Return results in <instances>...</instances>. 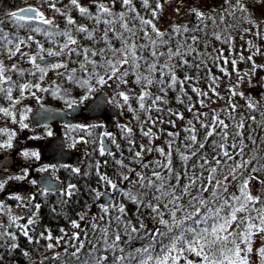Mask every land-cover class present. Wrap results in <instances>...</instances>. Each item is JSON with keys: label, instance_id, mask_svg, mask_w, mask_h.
I'll return each instance as SVG.
<instances>
[{"label": "snow or ice", "instance_id": "1", "mask_svg": "<svg viewBox=\"0 0 264 264\" xmlns=\"http://www.w3.org/2000/svg\"><path fill=\"white\" fill-rule=\"evenodd\" d=\"M168 2L41 0L39 8H20L0 20V100L9 104L0 106L4 117L17 122L12 110L29 96L44 108L37 93L64 99L74 111L108 87L113 92L108 102L132 113L135 121L118 125L123 147L113 133H101L99 155L111 162L97 161L84 173L71 168L77 176L96 177V186L89 184L84 191L93 204L100 202L99 213L89 215L92 205L85 203L77 218L64 214V206L78 199L81 189L75 183L61 189L47 178L37 194L9 197L24 214L14 213L0 199V264L18 250L30 264H36L31 252L39 254V264H197L194 258L198 264H264V190L252 194L253 181L264 188V105L241 90L264 71L256 59L264 57V44L255 42L264 41V19L254 16L256 0H223L208 11L193 6L188 9L194 16L190 25L161 31L157 23ZM186 3L179 0L177 14ZM234 33L244 41L240 49ZM50 71L85 94L77 101L66 99L68 88L55 81L42 87ZM217 101L223 105L213 108ZM31 111L24 107L22 128L28 127L24 120ZM66 127L92 136L90 129L103 125ZM0 134L8 136L0 149L12 148L15 133L0 129ZM22 155L40 159L36 151ZM38 171L49 172L50 166ZM27 176L25 170L22 176L0 180V192L9 181ZM55 192L61 207L51 212L63 215L68 225L59 227L58 235L42 224V204L36 202L38 195ZM102 197L109 199L101 202ZM125 201L135 206L136 223ZM145 216L164 230L149 228ZM21 238L31 250L22 248ZM137 242L140 247H134Z\"/></svg>", "mask_w": 264, "mask_h": 264}, {"label": "trees", "instance_id": "2", "mask_svg": "<svg viewBox=\"0 0 264 264\" xmlns=\"http://www.w3.org/2000/svg\"><path fill=\"white\" fill-rule=\"evenodd\" d=\"M41 5V0H0V20H7V13L11 12L15 9L21 8V7H25V6H36V7H40ZM214 6H218V5H214ZM216 7H206L204 11H208L209 9L212 8H216ZM46 11V14H50V12L47 10L46 6L43 9ZM237 15H239V13H237ZM194 20V16H192L191 14H187V17L181 21V22H175L172 23L166 27H164L161 31H165V30H169L170 26L173 24H191V22ZM57 23H60L61 26H63L62 24V20L60 18L57 19ZM247 25H242V27H245ZM6 30H10L11 26L10 25H5ZM21 34L23 35V32H21ZM234 35H236L238 37V33H234ZM37 39H41L43 40V37L38 36ZM216 46L220 47L221 45L216 42ZM45 47H48V44H45ZM226 55L228 54L227 52L225 53ZM24 67H31L30 65H22ZM62 71V70H61ZM213 71H215V69H213ZM219 74V73H217ZM182 75V74H181ZM27 80H33L32 77H26ZM56 83L60 84L62 88H68V93L69 95L66 96V99H76L77 101H79V99L85 94V90L81 89L77 86H72L69 87L68 83L66 80H62L58 75L56 76V79L53 80ZM35 82V81H34ZM51 83L49 84H44L42 85V87H48L50 86ZM130 87H135L134 85H129ZM225 85L222 84V88ZM242 90V89H241ZM138 91V89H137ZM247 95L252 96L255 100L259 101L261 105H264V102L262 101V99L260 97H255V94H253L252 91H244ZM222 95H225V93L222 91L221 92ZM14 95H18V93H14ZM27 95V93H26ZM38 96L43 97V104H48V105H53V106H58V107H64L66 108L67 105L64 102V99H57L53 96H51L49 93H37ZM112 98V97H111ZM237 99L239 100V98L237 97ZM35 100V99H34ZM36 101V100H35ZM37 102V101H36ZM220 102V104L215 105L213 104L212 107L213 108H219L220 106L223 105V101H218ZM174 100H173V104H174ZM240 104H244L243 100H239ZM8 102L5 100H0V106H8ZM114 105V104H112ZM115 106V105H114ZM117 107V106H116ZM120 110V113L122 115V120L118 123H116L112 133L116 136L117 141L121 143L122 147L124 146V141L121 139V134H120V129L118 127L119 124H128L129 121H131L133 124H135V121L132 120V113L128 112L126 109L122 110L121 108L117 107ZM264 110V109H262ZM186 116L190 115L188 113H185ZM255 115L257 116V119H260V112L257 111L255 113ZM96 125H102L101 122L96 121ZM90 131L92 132V136H88L87 133L81 131V130H74V131H70L69 135L70 136H74V139L77 138H83V140H93L95 139L97 142L96 143H84L83 140V147H84V154H83V158H82V163L80 166L81 172H88L89 171V165L92 164L94 165L97 161L103 162L104 159H108L111 162V157H101L99 155V140L101 139V133L107 131V129L105 128V126L103 125V127H96V128H92L90 129ZM261 135H264V133H261ZM73 139V140H74ZM139 139V137H138ZM109 144L112 147V150H115V146L111 144V142L108 140ZM140 142H143L142 140ZM264 146V145H262ZM95 149V151H94ZM90 154V155H89ZM104 171L109 172V174L113 173V168L112 167H106L103 169ZM59 178L62 179L64 186H66L68 183H75L77 184L78 188L81 189V193L79 194V198L77 199L76 197L73 198V200L71 202H69L68 205L64 206L63 211L64 214H66L69 217L72 218H77L75 216V213L77 212H81L84 210V205L85 203L87 204H91L92 200L90 199V197L88 196V194L86 193V191H84L86 189V187L91 184L93 187L96 186L95 184V179L96 177L94 176V174L92 175H88V176H77L76 174L71 172V169H69L67 171V173H59L58 174ZM114 179H117V177L113 176ZM261 179H264V175H261L260 177ZM253 183H256L255 181H253ZM256 193L255 195H260L261 191L264 190V188H262L261 185L256 184ZM128 187H132L131 185H129ZM135 190V189H133ZM252 194L254 195L253 191ZM60 199L59 197V192H55L54 194H50L47 197H43V196H37V201L42 204V209H41V215H42V224L46 225L47 227L51 228L54 232V234L58 235V229L59 227H65L67 228V222L64 219L63 215H56L55 213L51 212V208L52 207H56L57 211L60 210V205L58 204V200ZM117 200H123V197L118 196L116 198ZM125 203H127V210H128V215L129 217H131L133 219V222L136 223V217L134 215L135 213V206L131 203H128L125 201ZM10 204H12V202H10ZM99 208H97L96 211H92L89 213V215H92L93 213H99ZM145 223L149 226V228H156V227H160L161 230L163 231L164 229L162 228V226H159L157 224H155L148 216H145ZM46 243L45 241L41 242ZM21 246L24 250H31L32 249V245H28L27 241L24 240L23 238H21ZM141 244L140 243H136L134 245V247H140ZM57 251H62V249H57ZM71 251V249H70ZM32 255L33 260L36 262V264H39V260H40V256L38 253L35 252H31L30 253ZM50 255V254H49ZM65 260H68L69 258L67 256H64ZM197 260V264L199 262V258H194ZM253 261L256 260L255 255H253L252 257ZM3 264H30V262L28 261V259L26 257H24L22 255V253L18 250L14 253H10L7 255L6 259L4 260ZM46 264H49V262H46ZM72 264H78V262L76 261H72Z\"/></svg>", "mask_w": 264, "mask_h": 264}, {"label": "flooded vegetation", "instance_id": "3", "mask_svg": "<svg viewBox=\"0 0 264 264\" xmlns=\"http://www.w3.org/2000/svg\"><path fill=\"white\" fill-rule=\"evenodd\" d=\"M260 0H256V4H258ZM251 2V0H250ZM223 3L220 2L219 4ZM24 102L29 101V99H25L23 100ZM86 102V101H85ZM29 104H31L32 108L36 107L37 105H39L35 100H31L29 101ZM9 106V105H8ZM6 106V107H8ZM30 107V105H29ZM2 115V114H0ZM100 120L99 118L96 117H88L87 115H82L76 118L72 119V122L70 124H65V123H61L59 121L52 123L51 125H34L31 121V117H29V130H24L21 131V133H19L17 136H15V138L13 139L12 142V148L9 149H3L6 151V154H2L0 156V180L2 179H6L8 176H22L24 175L25 170L30 172V165L28 164V160L30 161V163L32 162V158H25L24 159H20V155L22 153V150L24 148V144L28 141L27 139H29L33 134L32 137H34L35 135H43L41 139H39L38 141H34V140H30L32 146L30 148L31 151H34V149L36 151L39 152L40 154V161L39 163H42V167L44 166H50V171L46 172V173H41L40 171H37V173H34L33 176L34 180L37 181L35 190L33 193H30L32 196L33 194H37L40 190V186L38 185V178L43 176L44 174H48V176H51L52 179L57 180L60 183V187L59 188H64V184L62 179L59 178L58 174L59 173H67V171L73 167H78L80 168L81 163H82V158H83V144H82V140L81 138H77L74 139V136H70L69 133L70 131H74L71 128L66 127V125H72L73 127L75 125H96V121ZM8 130H12V129H7ZM48 130L51 132L52 131V135L48 136ZM113 129H111L112 131ZM108 131V132H111ZM58 134H61L62 137L65 140V151H68L70 153V157L66 162L63 163H52L50 161V156H45L44 155V148L46 145L50 144L57 136ZM0 143H4L8 140V136L6 134H1L0 135ZM74 139V140H73ZM111 146V145H110ZM112 149V147H111ZM65 165L67 167H65ZM10 166V167H9ZM30 175V174H29ZM16 181L15 180H11L9 181L8 185H6V189L3 192L4 195L1 196V198L4 200L7 196H9L10 194H13L12 192L14 191V188H18L19 186L16 185ZM129 186V185H128ZM13 189V190H12ZM12 190V191H11ZM16 191V190H15ZM16 194V192H14ZM28 197V196H27ZM118 197V196H117ZM12 207L15 211L19 212V214H24V211L22 209H18L16 206V203L14 201H12ZM93 208V207H92ZM16 212V213H17ZM18 214V213H17Z\"/></svg>", "mask_w": 264, "mask_h": 264}, {"label": "rangeland", "instance_id": "4", "mask_svg": "<svg viewBox=\"0 0 264 264\" xmlns=\"http://www.w3.org/2000/svg\"><path fill=\"white\" fill-rule=\"evenodd\" d=\"M161 2L163 3V0H161ZM220 2H222V0H187V3L182 8L181 13L177 14L175 9L178 6L179 0H169V2L167 4H164V12L161 15L160 20L158 21L157 26L160 28V30H162L164 27H166L172 23L183 21L186 18V15L188 13V9L193 7V6L198 7L204 11L207 6L209 8L210 7H216L214 5H218V3H220ZM85 3H87V0H85ZM254 16L257 19H264V6H261L260 1L258 2L257 7L254 9ZM262 27H264V25H262ZM245 39L252 40L253 37L250 35H246ZM255 42L258 44H264V41H255ZM243 44H244V41L239 40L237 37V39L235 41V47L237 49H240V46ZM247 54H248L247 52L244 53L245 56ZM233 58H235V56ZM256 59H257L258 63H264V57H257ZM9 63H11V62L9 61ZM239 67L243 68L244 65L240 64ZM113 86H115V85H113ZM263 87H264V71H258L256 76L253 77V84L252 85H250V86L249 85H241L242 91H249V92L252 91L253 94H255L254 93L255 91H258L259 89H261ZM108 89H109L108 87H105V88H102L101 90H108ZM255 97H259V96H257L255 94ZM218 104H220V102L217 101V103L215 105H218ZM29 105H30V107H29ZM25 106L32 109V106H31V104H29V101H27V102L22 101V103L20 105H17L16 108H14L12 110L13 115L16 117V121H17L15 123L13 122L11 117H4L3 115H0V129H6V130L12 129L11 131L8 130V133H15V135L12 137V142H13V139L15 138V136H17L19 133H21V131L29 130L28 122H29V116H30L31 112L27 113L28 118L26 120H24V123L27 124L28 127L22 128L20 126V123H19L20 117L24 113V107ZM48 132H50V131L48 130ZM51 133H52V131H51ZM32 136L29 139H27L28 141L24 144L25 150L23 149L22 153L24 151H31L30 148H31L32 144H31L30 140L38 141L39 139L42 138L43 135L40 134V135H35L34 137H32ZM47 137H49V135ZM34 151H36V150L34 149ZM36 152H38V151H36ZM22 153L19 157L20 159H24V156L22 155ZM2 154H6V151L3 149H0V156ZM27 160H28V158H27ZM39 161H40V159L37 160L35 158H32V162L30 163V161L28 160V164L30 165V168H29L30 172L27 171V173H28L27 179L21 180V181L15 180L17 183L16 185H18L19 187L14 188V191L12 193L16 192V194L27 197V196L31 195L30 193L34 192L36 185H33L32 183H30V181L34 180V177H35V176H33L34 173H37L38 169H40L42 167V163H39ZM253 184H255V187H252V191L255 195L257 185H256V183H253ZM5 189H6V187H5ZM2 193L3 192H0V194H2ZM11 195L12 194L7 196L5 199L8 200L7 198L10 197ZM6 200H5V202H6ZM6 204H8V203L6 202ZM14 209H16V208H14ZM17 211L14 210V213H16ZM17 213L19 214V212H17Z\"/></svg>", "mask_w": 264, "mask_h": 264}, {"label": "water", "instance_id": "5", "mask_svg": "<svg viewBox=\"0 0 264 264\" xmlns=\"http://www.w3.org/2000/svg\"><path fill=\"white\" fill-rule=\"evenodd\" d=\"M259 93L261 94L264 100V88L259 92H257V94ZM107 100H108V93L98 91L96 92V97L94 98V100H92L85 106H76L74 111L73 110L66 111L51 106H44V108L38 106L32 112L31 121L34 125L52 124L57 121L62 123H71L73 117L80 116L83 114V112H85L84 114H86L88 117L98 116V115L104 117L106 125L112 126L111 118L113 116L118 118L119 115L116 109L105 107ZM97 104H100L101 106L99 108H96L95 106ZM45 110H47V112ZM104 142L106 145H108L106 140ZM64 148H65V140L61 134H58V136L49 145L45 146L44 155L50 156V161L52 163L66 162L68 158H70V153L68 151H65ZM45 178L51 180L48 177V174H44L43 176L38 178V183L40 184L41 187H42L41 182L44 181ZM52 183L57 187L59 186V183L56 181H52ZM112 195L116 196L115 193H113ZM108 199L109 197H102L101 202H107Z\"/></svg>", "mask_w": 264, "mask_h": 264}]
</instances>
